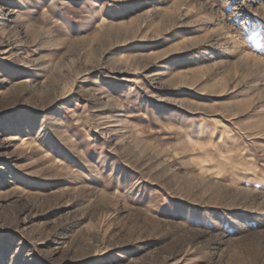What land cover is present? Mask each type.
Instances as JSON below:
<instances>
[{
  "label": "rangeland",
  "instance_id": "rangeland-1",
  "mask_svg": "<svg viewBox=\"0 0 264 264\" xmlns=\"http://www.w3.org/2000/svg\"><path fill=\"white\" fill-rule=\"evenodd\" d=\"M0 264H264V0H0Z\"/></svg>",
  "mask_w": 264,
  "mask_h": 264
}]
</instances>
